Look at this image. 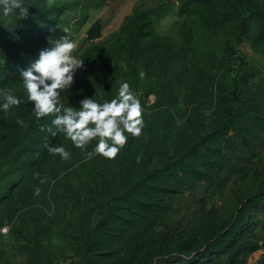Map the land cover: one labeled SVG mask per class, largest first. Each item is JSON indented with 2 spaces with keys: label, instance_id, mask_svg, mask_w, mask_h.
Listing matches in <instances>:
<instances>
[{
  "label": "rangeland",
  "instance_id": "1",
  "mask_svg": "<svg viewBox=\"0 0 264 264\" xmlns=\"http://www.w3.org/2000/svg\"><path fill=\"white\" fill-rule=\"evenodd\" d=\"M23 2L24 18L0 13V103L21 100L0 109V264H264V196L248 201L264 192V0ZM63 36L83 65L58 105L124 82L140 101L141 131L113 157L37 118L24 91L19 72Z\"/></svg>",
  "mask_w": 264,
  "mask_h": 264
},
{
  "label": "clouds",
  "instance_id": "2",
  "mask_svg": "<svg viewBox=\"0 0 264 264\" xmlns=\"http://www.w3.org/2000/svg\"><path fill=\"white\" fill-rule=\"evenodd\" d=\"M0 13L24 18L28 15V8L24 6L23 0H0ZM49 44L51 46L41 49L38 58L20 73L27 98L34 102L35 116L42 118L57 113L52 124L56 126L57 132L69 137L75 146L83 147L93 138H99L94 152L106 157L115 156L119 151L118 146H123L128 139L125 132L138 135L141 131L139 99L130 90L129 84L124 82L120 85L117 97L111 101L101 104L92 97H85L79 102V110L58 105V97L61 92L70 90L75 73L82 67L83 61L72 55L75 44L68 38L52 39ZM143 75L141 72L140 76ZM20 103L19 97L5 92L0 109L6 111ZM49 151L59 153L63 158L69 156L62 146L51 147Z\"/></svg>",
  "mask_w": 264,
  "mask_h": 264
},
{
  "label": "trees",
  "instance_id": "3",
  "mask_svg": "<svg viewBox=\"0 0 264 264\" xmlns=\"http://www.w3.org/2000/svg\"><path fill=\"white\" fill-rule=\"evenodd\" d=\"M88 39L90 40H94L96 38L99 37L100 35V24L99 22H95L92 27L88 30ZM21 73V72H19ZM18 76L17 73L12 72L11 70L6 69L4 72V78L2 80V83L8 87L11 81H14L15 78ZM235 86V81H228V83L225 86V93L229 96V92L231 91V89H234ZM231 121H229L230 123ZM228 123V124H229ZM227 123L224 126L228 125ZM231 124V123H230ZM21 183L19 184L20 187H24L27 185L26 182V178L23 177L22 181H20ZM16 186V185H14ZM259 196H264V192L258 194V195H254L250 198H248L249 200H254V198L259 197ZM3 201H5V199H3ZM2 201V202H3ZM237 227V224L232 225L231 227H229L228 230L218 234L215 238L211 239L210 241H208L207 246H219V248L224 244V242L226 241V239H228L230 237V233L235 230V228ZM235 243V241L233 242V244ZM233 244H231L233 246ZM148 264H154L153 262H149Z\"/></svg>",
  "mask_w": 264,
  "mask_h": 264
}]
</instances>
